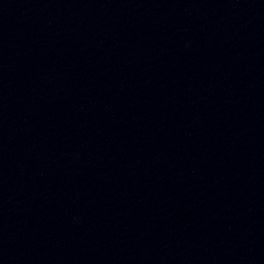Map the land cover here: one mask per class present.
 <instances>
[{
    "label": "water",
    "instance_id": "water-1",
    "mask_svg": "<svg viewBox=\"0 0 264 264\" xmlns=\"http://www.w3.org/2000/svg\"><path fill=\"white\" fill-rule=\"evenodd\" d=\"M0 264H264V0H0Z\"/></svg>",
    "mask_w": 264,
    "mask_h": 264
}]
</instances>
